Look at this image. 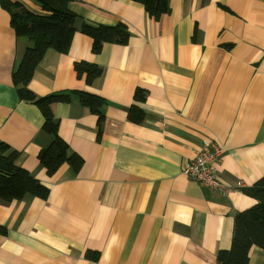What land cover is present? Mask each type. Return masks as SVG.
<instances>
[{
	"label": "crops",
	"instance_id": "1",
	"mask_svg": "<svg viewBox=\"0 0 264 264\" xmlns=\"http://www.w3.org/2000/svg\"><path fill=\"white\" fill-rule=\"evenodd\" d=\"M17 1L43 13L32 0ZM169 7L155 21L130 0H69L89 25L123 23L129 40L96 54L79 24L66 54L46 52L29 83L35 95L105 101L99 134L98 117L77 94L53 105L61 138L84 163L78 173L64 164L48 176L38 159L50 142L44 117L13 82L29 43L0 2V144L50 190L45 200H0V264H218L217 253L231 249L235 216L257 204L244 190L264 177V0ZM82 61L103 69L92 85L76 75ZM133 105L145 114L141 124L128 119ZM215 146L227 193L182 172ZM249 264H264L260 248Z\"/></svg>",
	"mask_w": 264,
	"mask_h": 264
},
{
	"label": "trees",
	"instance_id": "2",
	"mask_svg": "<svg viewBox=\"0 0 264 264\" xmlns=\"http://www.w3.org/2000/svg\"><path fill=\"white\" fill-rule=\"evenodd\" d=\"M43 13L32 12L17 0H0L1 5L10 13L11 25L18 38L26 39L29 45L13 73V82L21 100L38 107L44 117L42 128L49 139V145L38 155L41 166L48 176H53L59 168L67 164L78 173L84 163L76 153L70 152L68 143L59 134V122L52 107L57 103H67L71 94H77L80 102L98 117V134L105 120L102 112L104 100L96 95L77 92H60L38 97L29 89L34 73L46 52L54 50L66 54L78 31L93 41V52L99 54L107 43L127 44L129 32L123 23L114 26H92L83 22L69 8V0H32ZM141 4L150 18L159 21L170 12L169 0H130ZM79 79L85 77L88 85L94 84L103 75V69L96 64L77 62L74 65ZM144 99L141 90L136 100ZM145 118L143 110L133 105L128 110V119L141 124ZM19 153L7 144H0V200L3 202L21 201L28 197L47 199L50 190L27 170L17 164ZM245 194L256 199L257 204L235 216L232 246L229 250L217 253L218 264H249V253L253 247L264 253V177ZM88 252L86 257L97 259L98 255Z\"/></svg>",
	"mask_w": 264,
	"mask_h": 264
},
{
	"label": "built area",
	"instance_id": "3",
	"mask_svg": "<svg viewBox=\"0 0 264 264\" xmlns=\"http://www.w3.org/2000/svg\"><path fill=\"white\" fill-rule=\"evenodd\" d=\"M222 150L205 147L183 168V174L201 186L227 193L228 188L219 175Z\"/></svg>",
	"mask_w": 264,
	"mask_h": 264
}]
</instances>
